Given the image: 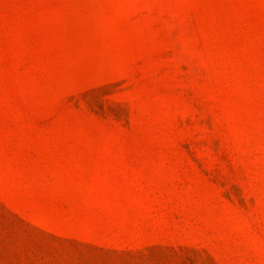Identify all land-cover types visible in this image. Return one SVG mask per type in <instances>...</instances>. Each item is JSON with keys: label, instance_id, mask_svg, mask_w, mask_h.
Returning <instances> with one entry per match:
<instances>
[{"label": "rangeland", "instance_id": "1", "mask_svg": "<svg viewBox=\"0 0 264 264\" xmlns=\"http://www.w3.org/2000/svg\"><path fill=\"white\" fill-rule=\"evenodd\" d=\"M0 264H264V0H0Z\"/></svg>", "mask_w": 264, "mask_h": 264}]
</instances>
